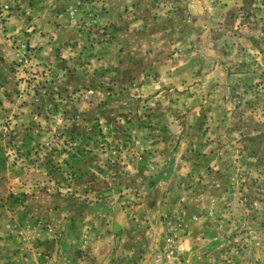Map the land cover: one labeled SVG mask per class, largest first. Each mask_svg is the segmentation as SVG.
Returning <instances> with one entry per match:
<instances>
[{
    "label": "rangeland",
    "instance_id": "1",
    "mask_svg": "<svg viewBox=\"0 0 264 264\" xmlns=\"http://www.w3.org/2000/svg\"><path fill=\"white\" fill-rule=\"evenodd\" d=\"M191 204L264 264V0H0V264H179Z\"/></svg>",
    "mask_w": 264,
    "mask_h": 264
},
{
    "label": "crops",
    "instance_id": "2",
    "mask_svg": "<svg viewBox=\"0 0 264 264\" xmlns=\"http://www.w3.org/2000/svg\"><path fill=\"white\" fill-rule=\"evenodd\" d=\"M209 152L210 151H208V153ZM165 199L166 198L163 196V204L161 207L164 209L167 208ZM198 200H205L206 205L208 204L206 196H204V198H198L195 201ZM167 211L175 212V215L182 217L185 221V225H181V228L177 230V235L183 240L181 244L186 248L182 255L183 260L179 264H233V261H230V263L222 262L220 259L221 255L217 254L215 251L217 245L221 244V238L224 231V228L222 227L224 223L228 224L222 215V211L215 208L206 209L205 217H208V220L205 223L201 222L199 225L192 221L193 217L198 218V210L192 204L187 207L168 208L164 212L161 211V214H165ZM137 213L133 215L135 216ZM232 223L233 219L230 218V223L228 225H231ZM111 234H113V232H111ZM144 241L146 242L140 247L146 252L143 255L145 256V260H147L156 249L161 247L163 241L161 240V242H158V239L155 238L154 243L152 240L148 239ZM140 259L145 263V261H143L144 258L140 257Z\"/></svg>",
    "mask_w": 264,
    "mask_h": 264
}]
</instances>
